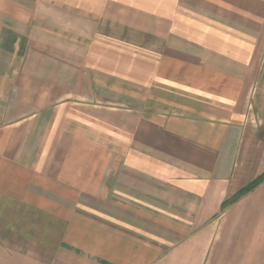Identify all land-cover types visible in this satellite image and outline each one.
<instances>
[{
	"label": "crops",
	"instance_id": "1",
	"mask_svg": "<svg viewBox=\"0 0 264 264\" xmlns=\"http://www.w3.org/2000/svg\"><path fill=\"white\" fill-rule=\"evenodd\" d=\"M264 0H0V264H264Z\"/></svg>",
	"mask_w": 264,
	"mask_h": 264
},
{
	"label": "trees",
	"instance_id": "2",
	"mask_svg": "<svg viewBox=\"0 0 264 264\" xmlns=\"http://www.w3.org/2000/svg\"><path fill=\"white\" fill-rule=\"evenodd\" d=\"M264 182V173L256 177L251 183H249L247 186L239 190L236 194H234L232 197H230L228 200L222 203L221 210H224L228 206L236 203L240 198H242L244 195L252 191L254 188L259 186L261 183Z\"/></svg>",
	"mask_w": 264,
	"mask_h": 264
}]
</instances>
